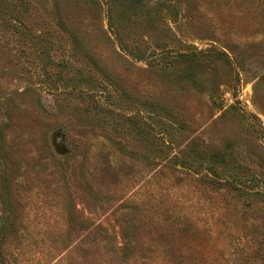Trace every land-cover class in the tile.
Wrapping results in <instances>:
<instances>
[{"label": "rangeland", "instance_id": "374dc122", "mask_svg": "<svg viewBox=\"0 0 264 264\" xmlns=\"http://www.w3.org/2000/svg\"><path fill=\"white\" fill-rule=\"evenodd\" d=\"M2 196L13 264H264V0H0Z\"/></svg>", "mask_w": 264, "mask_h": 264}, {"label": "trees", "instance_id": "16d2710c", "mask_svg": "<svg viewBox=\"0 0 264 264\" xmlns=\"http://www.w3.org/2000/svg\"><path fill=\"white\" fill-rule=\"evenodd\" d=\"M211 169V168H210ZM224 172L223 169L219 170V168H216V170L213 168L211 169V174L213 176H216L215 178L220 179L222 177V173ZM227 177V176H224ZM242 185L240 187L243 188L245 192H251L256 191L257 187H259L257 182H254L253 177L251 176L250 180L241 182ZM7 184V182H6ZM261 192L258 193L259 194ZM3 195V194H2ZM0 205L1 206H9L10 202L6 199V197H3L0 199ZM7 210L1 211L0 213V264H13V261L11 260L13 254H12V239L17 238L15 233H18V216H12L8 213H6ZM19 238V237H18Z\"/></svg>", "mask_w": 264, "mask_h": 264}]
</instances>
